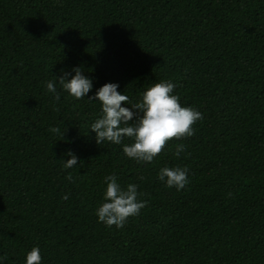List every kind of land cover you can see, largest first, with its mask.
<instances>
[{"label": "trees", "instance_id": "16d2710c", "mask_svg": "<svg viewBox=\"0 0 264 264\" xmlns=\"http://www.w3.org/2000/svg\"><path fill=\"white\" fill-rule=\"evenodd\" d=\"M77 66L92 90L56 101L46 82ZM161 81L203 114L193 136L151 163L96 143L89 96L116 83L136 103ZM107 175L147 201L122 228L95 215ZM34 246L41 264H264V0H0V264Z\"/></svg>", "mask_w": 264, "mask_h": 264}, {"label": "clouds", "instance_id": "9594fccd", "mask_svg": "<svg viewBox=\"0 0 264 264\" xmlns=\"http://www.w3.org/2000/svg\"><path fill=\"white\" fill-rule=\"evenodd\" d=\"M72 72L74 75L71 78H68V73H63L46 82V90L53 94L56 101L60 100L58 87L77 100L84 99L92 90V80L84 75L81 67L73 68ZM118 87L116 83H105L93 96L88 97L90 103L99 102L101 108L89 131L95 133V141L99 145L105 142L120 145L125 138L131 139V144L123 146V154L137 163H151L170 140L193 136V125L204 118L200 111L181 106L179 96L173 94L176 85L171 81L153 83L143 91L136 103H132L128 95L117 91ZM49 131L62 138L65 132L61 133L59 127H53ZM185 149L184 144H178L173 154L179 158ZM66 155L70 158L66 162L62 161L63 169L78 165V157L72 152L69 151ZM187 171V168L163 167L157 173V179L166 187H175L180 191L189 182ZM66 178L69 181L73 179L71 173ZM140 179L143 180L144 177ZM103 183L106 185L102 197L104 202L95 209V215L98 222L105 226L122 228L128 218L138 216L141 209L146 207L147 201L140 199L144 194L138 191L137 184L130 183L126 189H122L115 175L105 176ZM67 198V195L62 197L65 200ZM41 261L40 249L32 247L26 254L25 264H41Z\"/></svg>", "mask_w": 264, "mask_h": 264}]
</instances>
